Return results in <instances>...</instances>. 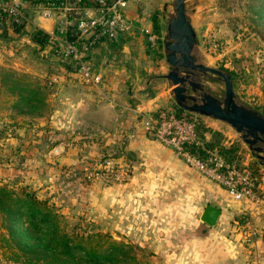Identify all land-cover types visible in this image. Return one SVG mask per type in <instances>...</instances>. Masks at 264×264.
<instances>
[{"label": "rangeland", "instance_id": "374dc122", "mask_svg": "<svg viewBox=\"0 0 264 264\" xmlns=\"http://www.w3.org/2000/svg\"><path fill=\"white\" fill-rule=\"evenodd\" d=\"M145 2L159 15L167 18L172 14V0ZM24 11L28 20L39 15L29 7ZM186 14L197 36L198 59L226 70L238 101L264 115V0H188ZM11 23L9 17L0 19V264H43L13 249L22 246L23 240L8 232L10 223L2 209L9 203L7 193L12 198L28 193L44 201L68 234H109L123 244L122 253L134 257L129 264H156L152 249L138 247L136 236L126 238L120 225L112 224L114 217L106 215V194L96 188V181L84 176L86 167L100 157L112 153L120 158L122 153L116 147H99L91 134L57 128L59 123L52 119L56 103L50 99L55 90L49 82L62 75L72 77L73 62L64 59L58 47L47 40L42 45L32 41L30 32L34 27L25 20L19 30H14ZM158 45L156 51L161 56L157 60L167 72L162 45ZM202 81L209 92L222 96V82L205 77ZM169 100L171 106L175 105L171 97ZM199 118L206 129L222 134L223 144L235 145L236 165L249 171L254 164L259 167L256 192L262 198L264 168L239 134L225 123ZM210 136L205 132L207 139ZM65 148L69 149L68 158L57 159ZM98 182L101 188L108 187ZM22 223L23 218L16 225Z\"/></svg>", "mask_w": 264, "mask_h": 264}, {"label": "crops", "instance_id": "0c3cea01", "mask_svg": "<svg viewBox=\"0 0 264 264\" xmlns=\"http://www.w3.org/2000/svg\"><path fill=\"white\" fill-rule=\"evenodd\" d=\"M152 12L145 0H135L126 9L132 28L89 50L86 59L100 76L98 84L84 83L76 72L49 82L55 90L52 119L57 128L91 134L99 147L123 152L119 160L130 179L105 188L94 184L106 194L112 224L126 238L136 236L138 247L152 249L156 264H264V196L258 204L233 200L142 129V117L172 110L158 51L148 49L143 34L153 31ZM159 18L160 33L153 32L162 42L166 17ZM28 24L47 32L53 25L39 15ZM68 151L56 158H68ZM207 204L220 211L214 227L200 221Z\"/></svg>", "mask_w": 264, "mask_h": 264}, {"label": "built area", "instance_id": "2783aa9c", "mask_svg": "<svg viewBox=\"0 0 264 264\" xmlns=\"http://www.w3.org/2000/svg\"><path fill=\"white\" fill-rule=\"evenodd\" d=\"M134 1L0 0V14L9 16L16 24H22L24 20L28 24L30 19H26L24 8L29 7L43 19L52 21V28L48 32L33 27L47 35V41L58 47L64 59L73 62L81 81L92 85L99 83L100 76L94 73L86 55L96 44L115 42L132 28L131 21L126 17V9ZM143 34L148 49L155 52L160 37L149 29H144ZM142 129L152 139L171 147L190 168L221 186L233 200L247 199L254 204L260 202L247 168L239 169L226 163L214 151H208L205 157L200 158L188 150L189 145H201L194 121L176 117L171 110H160L156 115L142 117ZM85 171L86 180L100 181L105 185H120L130 179L128 169L112 153L100 157ZM253 264H259V261Z\"/></svg>", "mask_w": 264, "mask_h": 264}, {"label": "trees", "instance_id": "16d2710c", "mask_svg": "<svg viewBox=\"0 0 264 264\" xmlns=\"http://www.w3.org/2000/svg\"><path fill=\"white\" fill-rule=\"evenodd\" d=\"M7 17L9 16L0 14V19H6ZM150 21L153 31L160 33L159 14L152 12ZM11 25L14 30H19L23 26L14 22ZM30 38L39 45H42L43 41L48 39L44 32L36 28H33L30 32ZM160 45L159 41L158 46ZM157 56H161L160 53ZM171 111L176 117L194 121L197 138L201 145H189L187 148L192 154L203 158L208 151H214L226 163L239 169L247 168L240 167L233 162L235 145L226 146L223 144L222 134L216 130L206 129L200 122L198 115L182 111L175 105L172 106ZM156 114L153 113V115ZM205 132L211 135L209 139L205 137ZM254 165V169L250 171V174L256 191L259 188L257 182L259 167L256 164ZM5 199H8L9 203L3 205L2 209L5 218L10 223L8 232L10 235L15 234L17 238L23 240L21 241L22 246H15L13 249L21 251L24 256H28L26 258H30L32 255L36 260H42L43 264H129L135 260L134 257H128L122 253L123 244L113 240L107 233L87 232L85 235L76 232L66 233L63 228L59 227L58 216L45 202L35 199L28 193L22 198L16 196L12 198L7 193ZM21 218H23V223L21 226H17L16 223ZM7 239L10 242L9 236ZM100 242L105 245L100 244Z\"/></svg>", "mask_w": 264, "mask_h": 264}, {"label": "water", "instance_id": "95a60500", "mask_svg": "<svg viewBox=\"0 0 264 264\" xmlns=\"http://www.w3.org/2000/svg\"><path fill=\"white\" fill-rule=\"evenodd\" d=\"M188 0H172V14L165 18L162 49L168 71L163 75L169 94L182 111L211 118L229 125L264 168V115L238 101L230 74L201 62L196 55L198 40L186 14ZM223 84L217 97L206 89L202 78ZM219 209L205 205L200 221L214 227Z\"/></svg>", "mask_w": 264, "mask_h": 264}]
</instances>
